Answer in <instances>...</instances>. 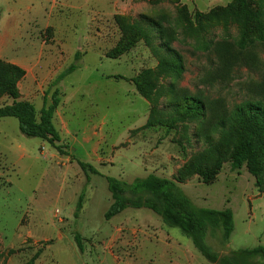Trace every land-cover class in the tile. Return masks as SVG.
I'll list each match as a JSON object with an SVG mask.
<instances>
[{
	"label": "rangeland",
	"instance_id": "1",
	"mask_svg": "<svg viewBox=\"0 0 264 264\" xmlns=\"http://www.w3.org/2000/svg\"><path fill=\"white\" fill-rule=\"evenodd\" d=\"M231 1L30 0V9L21 10L5 54L41 53L51 67L35 74L31 90L21 82L23 69L17 89L37 114L57 89L52 121L60 141L27 137L15 117L0 118V264H213L151 209L129 206L105 219L108 176L131 182L154 174L175 181L198 207L230 208L229 238L210 222L203 241L219 257L264 248V187L259 191L245 163L234 169L224 160L209 183L197 173L175 178L191 160L205 163L204 151L221 139L229 112L248 91L264 92V44L253 68L227 53L240 38ZM251 4L264 22V0ZM130 24L143 28L147 41L127 45ZM163 45L180 55L183 71L176 80L151 74L156 87L146 99L130 79L156 69L167 57ZM123 46L119 56H107ZM71 64L76 68L56 80ZM186 94L200 97L204 115L171 119ZM9 102L0 97V104ZM249 261L264 264V257Z\"/></svg>",
	"mask_w": 264,
	"mask_h": 264
},
{
	"label": "trees",
	"instance_id": "2",
	"mask_svg": "<svg viewBox=\"0 0 264 264\" xmlns=\"http://www.w3.org/2000/svg\"><path fill=\"white\" fill-rule=\"evenodd\" d=\"M234 10L240 19V38L238 48L228 50V55L241 66L253 68L256 49L264 44V22L260 14L253 8L251 0H232L228 4V11ZM126 43L132 45L139 37L147 41L146 33L137 24H130L126 29ZM167 50V57L158 60L156 69H143L134 78L135 90L150 99L155 89L151 74L178 79L183 71V64L179 54ZM125 47H115L107 54L115 58L122 54ZM172 53V54H171ZM71 64L57 75L56 80L63 79L75 69ZM24 74L22 68L0 59V97L11 99L9 103L0 104V118L15 117L18 128L27 137H38L52 145L58 146L59 134L53 124L54 111L59 104L57 89L51 95L48 105H42L38 114L33 104L27 100L19 99L17 81ZM118 77V76H117ZM172 85V84H171ZM249 97L236 104L227 117L228 127L222 131L221 139L211 144L204 151L205 163L201 159H193L188 164V172L176 175L177 182H183L190 174L197 173L205 183L212 182L220 170L224 160L228 159L232 168L240 169L245 163L248 172L254 176L259 191L264 187V92L248 91ZM181 103L174 106L177 118L203 116L205 104L198 96L184 95ZM152 124L148 119L144 125ZM222 144H225L222 146ZM79 164L84 167L83 162ZM90 167V166H88ZM91 168V167H90ZM93 169V168H91ZM107 188L111 202L104 212V218L110 219L126 207H145L160 215L164 223L172 227H178L183 234L192 238L193 243L205 257L213 264H262L252 263L250 257L260 254L264 257V248L257 246L251 249H238L229 252L223 257L205 245L204 238L210 222L219 223L226 239L233 230V214L230 208L216 210L198 207L192 203L175 181L148 174L136 177L131 182H125L114 177H106ZM80 205V204H79ZM78 205V207H79ZM77 238V237H76ZM78 245L79 240L77 238Z\"/></svg>",
	"mask_w": 264,
	"mask_h": 264
},
{
	"label": "crops",
	"instance_id": "3",
	"mask_svg": "<svg viewBox=\"0 0 264 264\" xmlns=\"http://www.w3.org/2000/svg\"><path fill=\"white\" fill-rule=\"evenodd\" d=\"M29 1L30 0H0V57L24 69L25 75L21 79V82H27L28 85L31 86V90L33 83H38L37 80H34L36 77L35 74H39L43 71L47 72V70L51 68L48 67L49 64H44L41 53L33 55L30 59L16 52L9 55L5 54V47L13 44L14 40L17 38L18 32L16 26L20 23L21 10L30 9L31 2ZM21 82L18 84L19 89L21 88Z\"/></svg>",
	"mask_w": 264,
	"mask_h": 264
}]
</instances>
